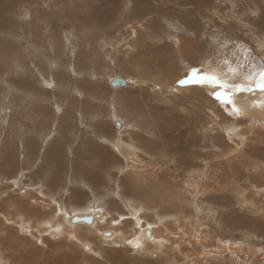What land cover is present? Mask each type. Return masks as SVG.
Wrapping results in <instances>:
<instances>
[{"label": "rangeland", "instance_id": "obj_1", "mask_svg": "<svg viewBox=\"0 0 264 264\" xmlns=\"http://www.w3.org/2000/svg\"><path fill=\"white\" fill-rule=\"evenodd\" d=\"M0 2L1 209L9 212L21 195L33 211L58 202L69 215L94 202L112 224L99 218L84 228V250L77 237L69 242L37 228L39 236L21 241L29 233L14 221L26 210L16 219L0 210L3 262L264 264L263 124L225 113L203 84L170 90L190 66L207 77L211 69L225 75L264 62V0ZM114 78L126 84L113 87ZM117 123L138 132L132 151L148 160L122 144L115 149L128 135H116ZM147 144L153 152H144ZM10 148L8 163L1 157ZM27 190L38 197L33 203ZM134 218L164 234L160 247L141 251L117 234L105 242L94 236L109 227L134 233Z\"/></svg>", "mask_w": 264, "mask_h": 264}, {"label": "bare ground", "instance_id": "obj_2", "mask_svg": "<svg viewBox=\"0 0 264 264\" xmlns=\"http://www.w3.org/2000/svg\"><path fill=\"white\" fill-rule=\"evenodd\" d=\"M17 1V0H16ZM2 2V1H1ZM0 2V3H1ZM43 2V1H42ZM102 2V1H101ZM105 3V2H104ZM6 5V4H5ZM7 6V5H6ZM8 7V6H7ZM107 7H102V8H99V11L100 13L98 12L97 14H99L100 16H102V14H105L107 11L106 9ZM106 9V10H105ZM96 10V9H95ZM98 10V9H97ZM4 13V12H3ZM192 13V12H191ZM98 16V15H97ZM101 18V17H100ZM104 18V17H103ZM102 19V18H101ZM96 20V19H95ZM5 24V23H4ZM8 26V25H7ZM132 32V31H131ZM130 32V33H131ZM135 33V32H134ZM194 36V35H193ZM181 38V37H180ZM175 41H179V39H175ZM181 41V40H180ZM179 41V42H180ZM175 42V43H176ZM181 43V42H180ZM164 45V44H163ZM182 46V45H181ZM6 47V46H5ZM163 47V46H162ZM167 47V45L165 46ZM173 48V47H172ZM180 48V47H179ZM183 50V46L182 48H180ZM177 50V49H176ZM181 51V50H180ZM179 51V52H180ZM27 54V53H26ZM58 56V55H57ZM189 67V66H187ZM229 68V65L227 66ZM160 68V67H159ZM190 69H188V73L184 74V76H182L178 81L176 80L175 83H173L172 87L170 88L171 90V93L172 94H176L177 93H180L182 89L184 88H187L189 85H192V83H200V84H203L204 87L206 88H209L211 89V92L214 91V93L218 96L217 98V101L219 104L218 107L219 109H222L225 113H228L229 115H232V116H239L240 118H244L245 121H247L248 123H252L254 125H260V124H263L264 126V62H259L257 60H253L250 65H248L246 68H240L239 66L237 67H234V68H230L229 70V73H226L225 75L223 74L224 72V69L222 70H217V71H214V69H211L209 71H211L214 75H211V74H208L210 76H207L206 75L204 76L203 72L202 74L201 73H194V75H192V66L189 67ZM158 70V69H157ZM196 70V69H195ZM205 70V69H204ZM216 70V69H215ZM198 71V70H197ZM209 71H205V74L206 73H209ZM121 81L118 83V85H112V82L114 79H111V85L114 87V86H119L120 84L124 85L126 84V80L125 79H121L119 78ZM141 80V78H140ZM22 81V80H21ZM202 81H205L204 83H201ZM17 82V81H15ZM25 82V81H24ZM23 82V83H24ZM137 82V81H136ZM143 82V81H142ZM19 83V81L17 82ZM27 83V82H25ZM48 83V82H47ZM139 85H141L140 81H139ZM239 85H247L248 86V89L247 90H243V89H240L239 88ZM21 86V85H20ZM19 87V86H18ZM24 88V87H23ZM29 91V89H27ZM180 91V92H179ZM1 93V92H0ZM26 93V92H25ZM29 93V92H28ZM27 93V94H28ZM2 94V93H1ZM0 94V95H1ZM60 94V93H59ZM211 94V93H210ZM178 95V94H177ZM174 96V95H172ZM176 97V96H174ZM180 98V97H179ZM129 99V98H127ZM178 99V98H177ZM85 101V100H84ZM88 102V101H87ZM86 102V103H87ZM84 103V102H83ZM209 103V102H208ZM127 104V103H126ZM130 104V103H128ZM157 104V103H156ZM150 105V104H149ZM214 105V104H213ZM136 106V105H135ZM153 107V106H152ZM155 107V106H154ZM81 108V107H80ZM130 109V108H129ZM137 109V108H136ZM171 110V109H170ZM27 111V110H25ZM30 111V109H29ZM137 110H135L136 112ZM134 112V111H133ZM134 112V113H135ZM173 112V110H172ZM218 112V111H217ZM28 113V112H27ZM65 113V112H64ZM175 113V112H174ZM219 113V112H218ZM217 113V114H218ZM222 113V112H221ZM5 114V113H4ZM22 114V113H21ZM92 114V113H91ZM114 114V113H113ZM132 115H134L133 113H131ZM223 114V113H222ZM227 114V115H228ZM146 115H149L151 120L155 122V118L153 116H151V114L147 113ZM156 115V114H155ZM187 116V115H186ZM224 116V115H223ZM31 117V116H30ZM157 117V116H156ZM190 117V116H189ZM163 118V117H162ZM114 119V118H113ZM227 119V117L225 118ZM228 120V119H227ZM29 121V120H28ZM103 121V120H102ZM114 121V120H113ZM117 122V121H116ZM176 122V121H175ZM181 122V121H180ZM15 124V122H14ZM24 125V124H23ZM99 125V124H97ZM106 125V124H105ZM108 125V124H107ZM250 125V124H249ZM27 126V125H26ZM115 126V125H114ZM262 126V125H261ZM25 127V126H24ZM19 129V127H17ZM22 128V127H20ZM105 128V127H104ZM118 128H120V130H117ZM153 128V127H152ZM18 129H15L17 131H19ZM30 129V128H29ZM108 129V128H107ZM106 129V130H107ZM117 129H115L114 131L116 132V135L118 134H121L123 131V134L124 133H127V137H124L120 142H117V139H116V144H115V149H117V151L119 152V147L121 146V144L123 145L122 147L125 148L127 151H129V153L136 147V144L134 142H137L135 140L136 139V136H138V132L137 133H134L133 132H130L128 130H125V127L121 129V124L117 123ZM156 129L158 130L159 127H156ZM21 130V129H20ZM26 130V129H24ZM99 130V129H98ZM182 130V129H181ZM94 131V130H92ZM113 132V131H112ZM150 132V131H149ZM163 132V131H161ZM16 133V132H15ZM111 133V132H110ZM22 134V133H21ZM27 134V133H26ZM140 134V133H139ZM25 135V134H24ZM109 135V134H108ZM112 136H110V138L112 139L114 135V133H111ZM122 135V134H121ZM28 136V134H27ZM97 136V135H96ZM117 136V137H118ZM141 136V135H140ZM145 136V134H144ZM143 136V137H144ZM21 137V136H20ZM26 137V135L24 136ZM29 137V136H28ZM27 137V139H28ZM120 137V136H119ZM11 138V137H10ZM23 138V137H22ZM103 138V137H102ZM147 138V137H146ZM24 139V138H23ZM26 139V138H25ZM24 139V140H25ZM26 139V140H27ZM140 139V138H139ZM169 140V137L167 138ZM4 140V139H3ZM21 140V139H20ZM28 140H31V139H28ZM106 140V138H105ZM109 140V139H107ZM153 140V139H152ZM142 141V140H141ZM151 141V140H150ZM162 141V140H161ZM23 144L24 141H21ZM26 142V141H25ZM55 142V141H54ZM36 143V142H35ZM4 144V143H3ZM25 144V143H24ZM27 144V142H26ZM140 144V143H139ZM36 145V144H34ZM146 145V144H145ZM165 145V144H164ZM25 146V145H24ZM28 146V150H25V151H28L29 153L31 152L30 151V145H26ZM149 146V147H148ZM12 147V146H10ZM68 147V146H67ZM86 147V146H85ZM143 149H144V152H148V150L150 152H153V150L150 149V147L152 148V146L149 144H147L146 148L145 146H142ZM139 147H137L138 149ZM154 148V147H153ZM25 149V148H24ZM27 149V148H26ZM142 149V150H143ZM156 149V148H154ZM165 149V147H164ZM167 149V148H166ZM165 149V150H166ZM22 150V149H21ZM58 150V149H57ZM100 151H103L102 149H100ZM135 151V149H134ZM161 151V150H160ZM169 151V150H168ZM24 152V151H23ZM143 152V153H144ZM2 153V152H1ZM20 153V152H19ZM134 152L132 151V157H136L137 154H133ZM155 153V151H154ZM12 154H13V151L12 149L10 148L9 150H3V155L1 158H5L6 160V157L7 156V162L9 163L10 160H12ZM148 154V153H147ZM103 155V154H102ZM105 155L107 158H111V154L108 153V152H105ZM141 155V154H140ZM28 156V155H26ZM152 156V155H151ZM150 156V157H151ZM166 156V155H165ZM131 157V159H132ZM140 157L142 160H145L147 158V156H137L136 158ZM167 157V156H166ZM125 158V157H123ZM19 159V158H18ZM114 159V158H113ZM126 159V158H125ZM131 159H129L128 157V160L131 161ZM169 159V158H168ZM62 160V159H61ZM126 160V161H128ZM148 160V159H146ZM170 160V159H169ZM16 161V160H15ZM150 161V160H149ZM2 162V161H1ZM117 162V161H116ZM145 162V161H144ZM152 162V161H151ZM159 162V161H158ZM128 163V162H127ZM131 163V162H129ZM134 163H137V162H134ZM147 163V162H146ZM132 164V163H131ZM142 164V163H140ZM126 165V164H125ZM147 165V164H146ZM159 165V164H158ZM154 166V165H153ZM152 166V167H153ZM149 167V166H148ZM142 169H143V166H142ZM151 169V168H150ZM155 169V167H154ZM153 169V170H154ZM4 170V169H3ZM55 170V169H54ZM81 171V170H80ZM145 171V170H144ZM147 171V169H146ZM142 172V171H141ZM151 172H154V171H150ZM205 175V174H204ZM203 175V176H204ZM87 177V176H86ZM204 178V177H203ZM33 181V180H31ZM48 181V180H47ZM50 181V180H49ZM46 182V181H45ZM84 182V181H83ZM5 183V182H4ZM20 183V182H19ZM31 183V182H30ZM6 184V183H5ZM13 184V183H12ZM2 185V184H1ZM46 185V184H45ZM29 186V185H28ZM199 186V185H198ZM28 188V187H26ZM31 188V186L29 187ZM16 189V188H15ZM32 189V188H31ZM34 189V188H33ZM22 190V189H21ZM20 190V191H21ZM27 192L29 193V195L27 196V198L29 199L30 202H34L36 199H38V197L36 196L35 193L31 192V190H27ZM31 192V193H30ZM38 192V191H37ZM19 193V192H18ZM23 194H26V192H24ZM38 194L40 195L41 192H38ZM18 195V194H17ZM25 196V195H24ZM53 196V195H52ZM18 197V196H17ZM22 199V195H21V198L19 201H16L17 204H15L14 202H10L12 205L10 206L11 207V210H9V212H7V209L6 211L4 210V208L1 209L0 207V210L2 212L5 211V213H8V217L10 218H13V219H16L18 218L16 216V214L18 213V209L19 208H22L20 210H26L25 211V215L21 218V219H17L14 221L15 225L16 224H19L18 226H24L25 228H22L19 229L21 232L20 233H26L28 234L29 233V237H20V240L23 241V240H28L29 238L32 239L34 238L36 235L39 236L40 233H45L47 234L48 236H59L60 238H62V240H66V241H69V242H72V240L74 239V237H77V244H79L84 250H90V246L89 244H85L83 243L82 244V241H86L87 240V234H85V230L84 228L86 229L87 233L89 230H91L92 227L95 226L94 223H97L98 222V219H103L102 220V223L105 222V225H112L111 222L110 224H108L109 220H105L104 219V216L106 214V212L102 211L101 209H98V208H95V207H98V204H95L93 202V204H91L90 206H87L88 209L87 210H84L81 209L80 212H77L76 213H71L69 215V212L67 211V206L68 205H63V207L61 205H59L58 202H53V205L50 207V211L48 210H45L47 209L45 206H43L41 209H38L37 211H33V209L31 207H26L25 206V200H21ZM45 200V199H44ZM43 200V201H44ZM56 200V199H55ZM178 200V199H177ZM9 204V203H8ZM7 204L6 207L9 208V205ZM44 204V203H43ZM48 204V202H47ZM46 205V203H45ZM73 207V206H72ZM70 208V206H69ZM86 208V207H85ZM84 208V209H85ZM49 209V208H48ZM181 209V208H180ZM0 211V212H1ZM15 212H17L15 214ZM102 212H103V215H102ZM133 212V211H132ZM207 212V211H206ZM32 213V214H31ZM127 213V212H126ZM137 213V212H136ZM163 213V212H162ZM168 213V212H167ZM28 214V215H27ZM112 214V213H111ZM1 215V214H0ZM18 215V214H17ZM69 215V216H68ZM77 216L78 218L79 217H84V216H90L92 221L90 223H86L82 220H79V221H74V217ZM135 216V215H134ZM20 217V216H19ZM132 217V216H131ZM136 219V221L134 222V224H136L135 226V232L134 233H130L125 227L123 228V233L121 232H117L113 227H109V228H104V229H101L99 228L94 236L95 237H99V241H102V242H105V240H109L111 239L112 236L116 235L118 238L120 237H123L124 240H126L127 242H130V243H133L135 246V248H140L141 251H144L145 250V246H147L148 244H151L153 247H160L161 246V243H163L164 241V234H161V235H156V230L155 228L152 226V225H148L149 223L147 222V224L145 225H141V222L140 220H138L137 218H134V220ZM128 221V220H127ZM155 221V220H154ZM30 223H32L30 225ZM123 223V221H122ZM192 223V222H191ZM158 224V223H157ZM178 224V223H177ZM200 224V223H199ZM98 225V224H97ZM125 225V224H124ZM128 225V224H127ZM4 226V225H3ZM29 226V227H28ZM83 226V229L82 227ZM156 226V225H155ZM158 226V225H157ZM9 227V226H8ZM5 226V228H8ZM100 227V226H99ZM117 227V225H116ZM133 227V226H131ZM188 227V226H187ZM33 228H37V230H39V232L36 234V233H33ZM157 228V227H156ZM180 228V227H179ZM78 229V230H77ZM119 229V228H117ZM132 229V228H130ZM183 229V228H182ZM12 230H15L14 228ZM11 230V231H12ZM108 230V231H111V233H109L110 235L109 236H104L105 234V231ZM120 230V229H119ZM133 230V229H132ZM10 231V233H11ZM137 231V232H136ZM13 233V232H12ZM138 233V235H137ZM165 233V232H164ZM198 233V232H197ZM44 234V235H45ZM83 234V235H82ZM11 235V234H10ZM14 235V234H13ZM93 236V237H94ZM175 236V235H174ZM16 237V236H14ZM91 237V236H90ZM178 237V236H177ZM12 238V237H10ZM116 238V237H115ZM53 239V238H52ZM82 241H80V240ZM121 238V241L123 240ZM11 242H15V244L17 245V240L12 238L10 239ZM38 241H40V243H43L45 242V240L42 238L40 239V237L38 238ZM75 241V240H74ZM73 241V242H74ZM29 242V241H28ZM75 242V243H76ZM74 243V244H75ZM124 243V242H123ZM190 243V242H189ZM183 244V243H182ZM78 246V245H77ZM12 247V246H11ZM79 247V246H78ZM14 248V247H12ZM16 249V247H15ZM66 249V247H65ZM147 249V248H146ZM152 249V248H151ZM150 250V249H149ZM188 250V249H187ZM155 251V250H154ZM4 252V251H3ZM79 253V252H78ZM143 253V252H142ZM1 253L0 252V264H6L5 262H3L5 260H3V256L1 257ZM45 254V253H44ZM57 254V253H56ZM160 254V253H159ZM6 255V254H4ZM187 255V254H186ZM84 256V255H83ZM170 256V255H169ZM10 257V256H9ZM7 258V257H6ZM84 258V257H83ZM176 258V257H175ZM6 262L8 263L9 260L6 259ZM194 262V261H193ZM46 263V262H45ZM29 264V263H28Z\"/></svg>", "mask_w": 264, "mask_h": 264}, {"label": "water", "instance_id": "obj_3", "mask_svg": "<svg viewBox=\"0 0 264 264\" xmlns=\"http://www.w3.org/2000/svg\"><path fill=\"white\" fill-rule=\"evenodd\" d=\"M121 80L119 79V78H114V80H113V82H112V85H118V83L120 82ZM239 88L240 89H243V90H247L248 89V86L246 85H239ZM79 220H82V221H84V222H86V223H90L91 221H92V219H91V217L90 216H84V217H77V216H75L74 217V221L76 222V221H79ZM109 233H111V231H105V235L104 236H109L110 234Z\"/></svg>", "mask_w": 264, "mask_h": 264}]
</instances>
